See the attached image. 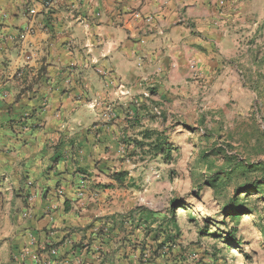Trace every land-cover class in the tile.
Segmentation results:
<instances>
[{"label": "crops", "instance_id": "obj_1", "mask_svg": "<svg viewBox=\"0 0 264 264\" xmlns=\"http://www.w3.org/2000/svg\"><path fill=\"white\" fill-rule=\"evenodd\" d=\"M31 6L0 0V264H171L146 231L155 208L100 176L127 172L126 109L229 61L264 0Z\"/></svg>", "mask_w": 264, "mask_h": 264}, {"label": "rangeland", "instance_id": "obj_2", "mask_svg": "<svg viewBox=\"0 0 264 264\" xmlns=\"http://www.w3.org/2000/svg\"><path fill=\"white\" fill-rule=\"evenodd\" d=\"M245 31L230 60L207 78L192 71L170 95L149 92L141 95L148 100L145 109L139 101L134 112L124 110L131 124L119 134L118 159L128 177L118 186L138 204L155 208L146 231L171 264H264V185L239 190L264 174L221 175L230 169L226 154L264 162V20ZM156 139L173 149L155 152ZM215 174L222 181L214 189L206 180ZM111 175H101L98 186L115 184ZM233 198L247 210L237 221L222 212ZM230 230L240 244L223 238Z\"/></svg>", "mask_w": 264, "mask_h": 264}, {"label": "trees", "instance_id": "obj_3", "mask_svg": "<svg viewBox=\"0 0 264 264\" xmlns=\"http://www.w3.org/2000/svg\"><path fill=\"white\" fill-rule=\"evenodd\" d=\"M201 124L203 125L204 122L202 121ZM151 136H152V133H148L147 139H149ZM138 145L143 147V143L141 142H138ZM168 149L169 150L173 149L169 142H167L166 140L162 141L160 139H156V142L153 145V150L155 152L157 153L161 151L165 152V150H168ZM226 161L230 164L229 166L230 169L227 170V172H222L221 175H224L225 173L231 174L234 172H238L241 176L246 177L247 175L253 172H257V171H260L264 174V162L263 161L257 162V163L250 162L248 160L239 161L236 157L229 156L228 154H226ZM217 175L218 174L209 175L206 180L207 185L214 189L219 187V184H220L219 181L220 182L222 181V180H219ZM127 177H128V173L122 172V171L116 172L111 176L112 180H114L118 184H124ZM263 185H264V176L262 180L254 182V183L250 182V184H245L239 190L253 189V190L258 191V190H262ZM234 202H235V199L233 198L228 204L224 206V208L222 209V212H223V216H225L226 218H230L232 221H237L241 219V215L247 212V210L243 206H240ZM205 233H207L206 234L207 236L210 235L208 226H206ZM212 235L217 236L218 233L213 232ZM225 235L226 236H223V238L226 239L228 242L233 241L237 244L241 243V239L239 238L235 230H230V232H227Z\"/></svg>", "mask_w": 264, "mask_h": 264}, {"label": "built area", "instance_id": "obj_4", "mask_svg": "<svg viewBox=\"0 0 264 264\" xmlns=\"http://www.w3.org/2000/svg\"><path fill=\"white\" fill-rule=\"evenodd\" d=\"M32 2V6L28 9V13L31 15V16H36L37 15V10L35 8V4L37 3H40L45 10H48L50 9L53 4H54V0H30ZM148 20H152V18H148ZM27 32L32 34L34 32L33 29H27ZM55 251H53L54 253Z\"/></svg>", "mask_w": 264, "mask_h": 264}]
</instances>
